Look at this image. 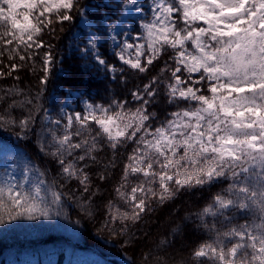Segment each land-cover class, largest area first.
I'll return each instance as SVG.
<instances>
[{"label": "snow or ice", "instance_id": "snow-or-ice-1", "mask_svg": "<svg viewBox=\"0 0 264 264\" xmlns=\"http://www.w3.org/2000/svg\"><path fill=\"white\" fill-rule=\"evenodd\" d=\"M117 8L115 19L101 21V33L99 28L94 30L80 0H0V58L9 61L0 59V79L23 66L15 62L17 57L31 61L38 50L48 49L41 58L40 84H46L54 57L52 45L42 37L45 32L54 35L56 25L73 22L74 13L88 26L78 46L81 58L94 61L113 80L124 67L109 64L101 55L104 43L121 66L137 73H145L156 59L172 51L160 69L170 72V79L153 76L142 91H132L138 102L135 109L124 100L85 99L80 111L61 108L56 118L44 110L35 131L39 152L55 163L65 184L77 182L82 196L93 189L86 170L103 164L96 175L106 181L119 163V149L133 144L114 189L131 211L121 212L111 201L107 205L110 219L122 229L127 228L126 222L138 221L153 198L158 203L171 199L173 186L179 191L228 180L226 188L193 214L208 239L178 264H264V0H118ZM119 78L124 82L122 75ZM160 83L169 104L187 106L178 107L153 128L149 122L155 114L147 106ZM42 92L43 88L32 98L5 101L0 127L18 128L21 138L33 131ZM21 94L13 86L3 90L0 101ZM26 106L32 107L23 118L12 115L13 109ZM104 146L113 152L107 163L96 159ZM32 175L39 178L30 182ZM44 176V170L30 160L24 163L19 181L12 172L4 173L0 223L5 217L48 220L60 215L65 193L48 185ZM98 191V187L92 191L85 204ZM237 219L243 223H233ZM217 221L231 226L221 230ZM111 231L115 234L114 228ZM142 260L143 264H169L160 255L148 254Z\"/></svg>", "mask_w": 264, "mask_h": 264}, {"label": "trees", "instance_id": "trees-1", "mask_svg": "<svg viewBox=\"0 0 264 264\" xmlns=\"http://www.w3.org/2000/svg\"><path fill=\"white\" fill-rule=\"evenodd\" d=\"M80 2L84 6L93 4V0H80ZM106 9L109 10L107 7ZM85 12L97 22V28L103 27L100 12H91L89 9ZM74 16L73 22L56 25L54 35L45 32L42 37L46 43L52 45L50 50L54 57L46 84H40V77L44 75L41 71V58L43 51L48 49L38 50L31 61L22 62L17 57L15 62L23 66L12 76L0 79V95H3L4 89L13 86L22 90L20 97H5L4 101H0V113L13 98L22 99L24 96L32 98L43 88L37 101L39 108L35 113L34 130L21 138L18 136L20 131L18 128L0 127V141L14 148L25 161L30 160L32 164L39 166L45 172L43 179L46 183L50 186L54 185L56 190L65 193L66 198L60 209V220L75 229L77 238L72 241V235L57 229L56 224L52 225L43 218L13 220L11 227L0 232V264H73L75 260L73 251L77 247L97 250L103 257L113 256L111 261L117 264L124 263L116 257L126 260L129 264H143L142 258L145 255L164 256V252L169 264L185 261L194 248L208 239L203 230L197 228L199 221L193 214L210 203L214 194L226 188L228 180L210 187L205 185L183 188L179 191L173 186L174 196L171 199L158 203L153 198L141 218L134 223L126 222L127 228L122 229L118 221L113 222L110 219L111 210L107 205L111 201L113 207L119 211H131L117 197L114 189L123 174V165L127 163V154L132 151L133 144L119 149V153L116 154L119 163L115 169L110 170L111 176L106 181H100L96 175L98 171L103 170V164H93L86 170L89 172L93 189L82 196L83 190L77 187V182L71 181L65 184L57 174L59 169L55 163L38 150L35 131L40 128L44 110L56 118L67 93L78 91L89 101L98 103H107L113 99L124 100L127 101L128 108L135 109L138 107V102L131 96L132 91L138 88L142 91L143 85L149 83L153 76L165 81L171 77L170 72H160L165 61H168L169 56L172 55L171 49L156 59L154 64L149 66L148 71L137 73L127 69L126 66H121L115 56L109 52L108 44L104 43L101 46L102 56L109 64H115L117 68L124 67V71L118 72L116 74L118 78L113 80L111 74L106 70L101 71L91 63V60L82 59L78 49L71 46L72 35L78 28L80 18L75 13ZM61 27L63 31H60ZM0 59L3 63H9L6 56ZM169 65L174 67L171 61ZM0 67L3 65L0 64ZM121 75L124 82L119 78ZM154 87H157V95L147 106L148 112L155 114V118L149 122L153 128L170 118L169 113L176 111L178 107L187 106L169 104L163 83ZM30 107L32 106L15 108L12 110V115L17 119L23 118L28 114ZM92 127L95 128L94 125ZM121 153L123 155H120ZM112 155V150L104 146L96 153V159L107 163ZM97 187L99 188L97 194L85 204L87 197L91 196L92 191H96ZM81 204L85 206L82 208ZM208 222L211 225V217L208 218ZM233 223H243V220L237 219ZM230 226L221 225L217 221V227L221 230ZM113 228L115 234L111 231ZM177 228L179 231H174ZM31 235L34 237L21 241L22 237ZM162 241L167 243L163 247H158ZM48 248L53 250L48 251Z\"/></svg>", "mask_w": 264, "mask_h": 264}, {"label": "rangeland", "instance_id": "rangeland-1", "mask_svg": "<svg viewBox=\"0 0 264 264\" xmlns=\"http://www.w3.org/2000/svg\"><path fill=\"white\" fill-rule=\"evenodd\" d=\"M144 2L147 3V0H144ZM92 3L93 4H87L85 6V11H88L89 9V11L91 12H95V11H97L96 13L100 12L102 15V18H101L102 21L106 17H111L112 19H115L116 16L119 15V9L117 8L118 0H93ZM106 7L109 8V10L106 9ZM86 16L89 22L92 25H94V30H95V28H97V22L94 19H92L90 16H88L87 14ZM133 27L135 26L133 25ZM99 29L101 30V33H102L104 29V24H103V27H99ZM87 31H88V26L82 22V19L80 17L78 19V28L74 31L72 35V40L70 42L73 48L78 49V46H82V43L84 41V37ZM108 50L112 54L109 44H108ZM100 53H101V48H100ZM91 63L95 64V62L92 60H91ZM96 67L99 68L97 65ZM85 99H87V97L81 95L80 92L71 91L67 93L64 101L62 102L60 106V109L64 108L65 111H71V110L80 111L81 101ZM25 162L26 161L22 158L20 153H18L11 146L6 145L5 143L0 141V178H3L4 173L7 171V172H12V174L16 177L17 181H19L20 179H22V170H23V166ZM38 178H39L38 176L32 175L30 176V182H34ZM48 221H50L52 225L56 224L57 229H60L61 231L68 233L70 236L72 235L71 237L72 241L76 240L77 234L75 233V229L67 225L65 222L61 221L60 216H54L52 219H48ZM12 222L13 220L9 221L7 217H5V222L0 223V232L11 227ZM30 237H34V236L31 235L28 237H22L21 241H25L24 239H28ZM51 250H53V248H48V251H51ZM163 255L165 257V252L163 253ZM73 257L75 258L73 264H117L116 262L111 261L113 256L103 257L102 255H100V253L97 250L87 249V248H82V247H77L73 251ZM116 259L122 260L124 264H129V262H127L124 259L117 258V257Z\"/></svg>", "mask_w": 264, "mask_h": 264}]
</instances>
